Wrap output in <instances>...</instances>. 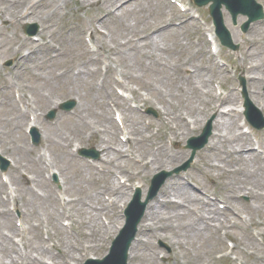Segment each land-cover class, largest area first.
<instances>
[{
  "label": "rangeland",
  "instance_id": "374dc122",
  "mask_svg": "<svg viewBox=\"0 0 264 264\" xmlns=\"http://www.w3.org/2000/svg\"><path fill=\"white\" fill-rule=\"evenodd\" d=\"M96 1L0 0V11L4 15V20L0 21V154L12 162L9 171L5 174L7 180L1 178L2 173L0 172V182L2 179L7 185L5 191L0 190V200L1 195L6 193L7 195L2 196L4 200L8 195L10 199L12 197L17 199V209H14L13 204L10 205L8 202L6 208L0 205V211L8 212L10 210L15 227L18 229L21 226L26 228L24 229V237L29 244L48 246L44 243L48 241V234L52 240L56 241L52 235L62 225L63 219L60 213L63 211L66 214L69 213L74 219V233L67 230L68 234L71 235V241L65 232L56 236L69 243L85 244V236L80 233V228L89 223L95 224L98 220V214H93L90 209V206L98 200L97 192L101 187L102 190L109 192L112 183L118 184L117 178L115 179L111 175L105 178L101 177L99 180L96 178V174H93L92 170L88 168L90 166L81 164L80 158L76 159L70 153L72 145L76 144L81 148L95 149L96 152H99L100 158L95 161L96 163L103 159V153L94 146L97 144L90 141V138L92 139L94 131L103 132L101 126L106 123V118L113 117L109 103L115 100L112 99L113 95L118 97V94L114 90L111 97L104 96L100 92L102 82L108 83L111 90L113 89L110 85L115 82H119L129 89L124 90L129 91L132 96L130 100H125L123 103L114 102L121 111L123 110V113L125 109H128V106H132L134 101L138 104L143 97L147 98L148 96L156 102V98H159L157 94L162 92L167 95L172 105V115L179 114L187 117L193 115V117L199 118L198 129L190 135V138L200 135L206 124L217 118V114L205 116L206 113H209L208 107L202 113L192 112V103L206 107L208 98L204 91L210 88V84L204 82L205 74L208 76L213 73L218 75L217 79L223 82L225 89L230 92L234 91L231 99L238 103H243L242 86L239 78L246 81V91L250 99L252 96L257 97V93L254 92L255 87L264 100V77L261 83L250 87L247 80L249 75L245 69L246 64L250 63L246 58V53L251 50L249 45H246V41L253 37L257 40L258 52L264 53V32L262 36L258 35V31L264 29V21L253 24L247 34L241 31L242 24L246 20L244 17H239L237 26L229 21V29L236 40L235 43L241 47V51L238 53L229 52L219 45V55H215V57L214 54H211L208 38L205 37V29L211 28L212 23L208 9H199L193 5L192 0L184 1L192 9L191 14L194 17L201 16L199 20L191 17L189 10L181 12L178 7L171 4L170 0H138L136 1L137 4L130 8V11L127 7L129 0H103L104 6L102 8L94 5ZM115 1L118 2L114 8L117 18H115L116 14L107 17L103 8L108 9L111 7L110 5L115 4ZM257 1L264 5V0ZM25 2L28 3L26 7ZM11 5H15V7L12 9ZM61 5L64 7L62 8ZM35 8L32 17L21 19L23 11L28 9L31 12ZM10 10H16L17 18L9 17L7 13ZM101 16L104 19L98 23ZM144 16L146 17L144 18ZM136 19H138L137 23H135ZM27 24H39L41 26V32L39 30L40 34L38 33L40 38L48 40L50 43L44 46L32 43L31 38L24 33V27ZM144 24L147 26L143 27ZM98 27L102 33L97 31ZM160 29L161 32H159ZM89 30L95 32L96 43L102 46V50L97 53V62L92 60L93 57L89 53L87 43H84V36ZM159 34H162L160 38H158ZM136 40L140 41L138 46L141 53L146 54L147 57L139 58L137 54L131 52V46ZM33 50H36L34 56H29L28 54ZM16 51L22 52L25 56L28 55L22 64H19L18 59L14 56ZM139 59L144 60L141 67L138 66ZM255 59L260 61L264 59V56L262 58L256 55ZM10 62L12 66L8 67ZM107 66L108 71H106ZM220 66L223 68L218 69ZM222 71L233 76L223 75L221 74ZM187 73L190 76L193 73L194 75L187 80ZM101 75L106 76L105 80ZM18 90L21 93L23 103L30 106V112L37 114L39 132L42 134L41 146L38 148L31 144L29 135L25 134L27 125L17 123L20 122L18 120L19 114L27 115L26 122L29 114V112H21L19 101H17L18 97L15 95ZM118 98L120 99V97ZM69 100L77 102L73 111L66 113L60 110L59 105L69 102ZM139 106L141 111L140 114L137 113L138 116L136 117L139 118L140 125H143V119L157 123L160 119L161 106L152 103H141ZM150 109L154 111L155 116L147 113ZM54 110L58 111L54 121L47 120V115ZM80 119L85 120L86 127L81 125L80 122L83 121ZM172 122L176 127L174 130H182L181 117L175 118ZM97 128L102 131L97 130ZM159 128L161 129L159 134L166 131L163 127ZM235 129L238 131L237 126ZM235 129L231 133L232 136H234ZM140 134H146L144 128ZM171 134L174 136L176 132L173 131ZM255 134L264 146V130L255 131ZM186 141L184 139L182 143L175 145L180 149L169 146L170 151L165 150L162 153L164 158L169 157L174 152L179 153L181 155L180 161L173 168L159 169L155 174L159 171L174 170L188 161L190 151L185 146ZM67 144L69 149L66 148ZM224 146L229 151V156H224L228 162L222 161L218 157V155L221 156L220 152L208 151L210 148L206 146L197 154L196 162L192 164L191 169L171 177L168 180V185L162 189V193L166 192L169 196L171 193H175L173 190L180 187L176 185L171 187L173 183H179L183 186L177 178L182 176L190 181V185L196 191H209L211 194L231 202L234 209L245 211L247 219H251L254 223L264 222V207L258 208L259 205L264 204L263 190L258 189L257 192L260 195H252L251 200L250 197L240 198L241 192L242 194L247 193L244 187L247 183L252 186L256 185L251 180L235 185V179L231 178L235 166L239 167L240 165L244 169L242 171H248L247 177H250V174H253V171L258 168V159L251 153L254 152L253 149L251 151L246 149L243 153L238 152V155L242 156L247 153L254 160L234 165L235 157H230V154L232 153V146H236V143L224 142ZM134 147H141L145 150L143 155L145 157L149 154V151L140 143H136ZM130 148L132 150L131 146ZM105 158L113 162L118 159L116 156L108 158L106 155ZM133 163L126 161L123 168L134 174L141 172L142 176L144 174L142 168L135 171L132 167ZM50 166L52 171L48 176ZM202 167V175L198 177V168ZM227 169L232 172H228ZM22 170L26 171L27 175L34 176L37 180L36 184L34 181H30L29 176L24 175L23 177L19 173ZM111 171L117 172L113 168ZM155 174L149 175L148 172L147 177H144L145 190H148L151 184L150 180ZM259 175L263 176V169L261 168ZM55 177H57V181ZM32 185L36 187L34 189L35 194H39L37 198L32 194ZM42 192L44 196H40ZM128 192L131 193V187H127L124 192L126 194L124 199ZM187 192L190 194H175L180 200H184L186 205H192L193 201L195 206L202 203L199 201L200 197L196 192ZM53 193L58 195L64 193L68 200L71 199L74 202L69 203L65 207L66 209H62L60 201L56 202L49 198ZM191 198L194 200L192 201ZM174 207L176 208V206ZM169 213L171 212H165L161 220L154 222L156 227L163 226V229L154 235L152 234L150 238L152 239V251L159 255V258L162 257L158 264H235L231 259L227 263L228 260L225 257L219 260L217 255L212 253L211 250H214L216 246L214 239L209 234L199 236L200 241L196 237L186 235V232H182V224L188 223L189 220L181 219L182 216L179 213H177V217L171 218ZM118 215L116 217L108 215L111 219L110 232L107 233L106 230H102L100 235L96 233L93 240L100 239L103 242L104 237L107 236L106 238H108L110 233H114V227H117L120 222ZM65 222L68 223V221ZM196 224L198 227H202V224ZM6 225L7 222L0 215V243H4L3 232L6 230ZM250 225L251 223H246L243 229L238 227L233 233L237 236V242L242 244L240 254L237 252L238 258L243 259L245 264H256L249 254L250 252L260 253L261 251L264 253V248L256 246L249 238L251 237L249 231L254 233L250 229ZM258 229L264 232V225ZM188 231L193 232L190 227ZM244 232H249V234L246 236ZM162 233H165L168 238L157 240V236ZM113 237L114 235H110L108 242L106 239L101 254L108 250L107 247H109ZM19 241L18 238L15 239L16 243ZM215 241L218 242V236ZM225 246L226 249L223 245L221 246L222 250L219 253H224L227 250V245L225 244ZM135 249L140 250L142 254L141 259L137 258V264H156L155 259L152 258L153 255L150 253V248L137 245ZM19 250L15 252L14 259L25 264L29 263L26 254L28 248L21 246ZM209 251L211 253H207ZM54 252L58 253L56 250ZM163 256L165 257L163 258ZM49 257L50 253L47 255V261ZM5 260L7 261V256ZM5 260L0 252V263L5 262ZM58 263H62L61 258L58 259Z\"/></svg>",
  "mask_w": 264,
  "mask_h": 264
},
{
  "label": "bare ground",
  "instance_id": "6f19581e",
  "mask_svg": "<svg viewBox=\"0 0 264 264\" xmlns=\"http://www.w3.org/2000/svg\"><path fill=\"white\" fill-rule=\"evenodd\" d=\"M138 0H129L128 2V11H130V8H132L134 5L137 4ZM89 2V1H88ZM26 3V2H25ZM118 2L115 1V4L114 5H110L111 7H108V9L106 8H103V10L105 11L106 13V16H110V15H115L116 14V11H115V7L117 6ZM28 5V3L25 4V7ZM94 5H98L100 6V8H102L104 6V1L103 0H97ZM15 7L11 5V8L13 9ZM155 7V5H154ZM35 9H33L31 12L28 11V9H26L25 11H23L22 13V17L21 19L23 18H30L32 17V15L34 14ZM9 15V17L11 18H17L18 14L16 12V10H10V12L7 13ZM0 17L1 18H4V15L1 14V11H0ZM146 16H144L145 18ZM115 18H117V14L115 15ZM102 19H104V17L101 16V19H98V23L102 21ZM100 20V21H99ZM137 20H135V23H137ZM122 24V22H121ZM147 26V24H144L143 27ZM169 26H172L171 24H169ZM97 31H100V28L98 27ZM162 30L160 29L159 32H161ZM128 32V31H127ZM264 32V29L258 31V35L259 36H262V33ZM162 34H159V37H161ZM139 43L140 41L139 40H136L133 45L131 46V52L137 54L139 56V58H145L147 57L146 54H142L141 51H140V48H139ZM258 43H257V40L256 39H251V41L249 42V47L251 49V53H249L248 55V60L250 63H248L246 65V69H247V73L249 74V80H250V83L253 85V84H259L260 81L262 80L261 78L264 76V64L261 66V65H258L257 64V60L255 59V56L259 55L260 57L263 58L264 56V53H260L258 52ZM161 51L164 52L163 49H161ZM36 50H33L32 52L29 53V56H34ZM20 51L19 52H15L14 53V56L15 58L19 59L20 58ZM92 55V54H91ZM93 61L97 62V58H95L93 55ZM264 60V59H262ZM143 61L144 60H138V66L141 67V65L143 64ZM261 61V60H260ZM204 72H206L205 70H203ZM199 72V71H198ZM198 74V73H197ZM204 75V73H202ZM83 76V74H82ZM205 76V75H204ZM84 77V76H83ZM254 90L255 87H254ZM255 93H257V97H256V101H258L259 104H264V101L262 100L261 98V95L259 93V91H254ZM103 95L104 96H109L111 97L113 95V93L109 90V89H106L104 92H103ZM192 108H193V111L192 112H195V113H202V112H205L207 110V107L209 108L208 112L211 113L212 112V109L215 110L216 108L212 106L211 103L209 104H206V107L203 106V105H199V104H195V103H192ZM213 107V108H212ZM208 114V113H206ZM165 119H167V117H170L171 116V119L174 120L175 118H178V117H181L182 119V122L184 123V126L187 127V122H186V119L183 115H172V105L170 106V115L168 114H165ZM26 119L27 117L25 115H22V114H19L18 116V120L20 122H17L18 124H25L26 122ZM81 125L83 127H86V123L85 122H80ZM108 124L112 127L113 130H115V132H118V129L117 127L114 126V124L111 122V121H108ZM217 125V134L214 135V139L216 140L214 142H212V144L209 146L210 149L208 151H213V150H216L218 152H220L221 156L218 155V157L221 158L222 161H227L226 157H224L225 155L229 156V151H227L225 149V146H224V142H228L229 143H236V146H232V153L230 154V157H235V161H233L234 165H239V163H244L246 161H252L254 160V158L251 156V155H248L247 153H245L244 155L242 156H239L238 155V152L239 153H243L245 151V149H249L252 145H250V141L248 140L247 137H243L242 135H234V137H229V135L232 133L233 129H234V120H231V119H226L225 117H220L218 123L216 124ZM128 129V128H127ZM134 130L136 131H141L140 128H134ZM129 130V129H128ZM173 130V128H170V132ZM188 133H190L188 131ZM130 135V131L128 133ZM176 135V134H175ZM108 138V139H107ZM172 140H173V143L174 144H177L178 142V137L176 136H172ZM91 141H94L95 143H97L98 145H101V146H105L109 149H113L112 148V141H110L109 137L107 136H102L101 133L99 132H94L92 134V140ZM147 143V140L146 139H143L142 140V144H145ZM135 144L132 143V151H130V155H127L129 156V160L130 161H133L136 156V154L139 155V157L141 159H143V161H145V159L143 158L144 156V152L145 150H143L141 147H134ZM164 148H166V145L165 143L161 142L158 144V146L155 148L159 151H162ZM214 152V151H213ZM120 155V154H119ZM139 161V159H138ZM228 162V161H227ZM138 164L141 166V167H146L148 165H151V166H155V167H159V166H164V165H167V160L164 159V157L162 156V153L161 152H158L157 154H154L153 157H152V161L148 162V163H144V165L139 161ZM115 164H113L112 166H114ZM117 170H119L121 173H126L124 175H127V172H125L124 169L120 168V166H115ZM258 167V168H257ZM255 168H257L255 171H253V174H250V177H247L248 176V171L244 172L242 170V167H234V173L232 175V179H235V185H240L242 182L244 181H247V180H251L253 184H255L256 186H252L250 183H247V185H245L244 187L247 188H251L250 189V192H249V196L251 197L252 195H260L257 190L260 189V190H263L264 192V173H263V176H260L259 175V169L260 167L257 166ZM230 173L232 171H229ZM174 185L180 187V188H177L175 190H173L176 194L178 195H182L183 193L185 194H190V192H187L189 191L191 188L187 185H180L179 183L177 184H174L172 185L171 188L174 187ZM0 188H3V185L0 184ZM107 189V188H105ZM187 191H186V190ZM247 190V189H245ZM110 191L113 193L114 197H116V199L118 198H121L120 199V202H122L123 200V195H122V191L123 189L120 188V187H115V186H112L110 188ZM175 193H171V196L168 195V193L166 192H163V194L158 198L156 199L152 205H150L149 209H148V213H147V220L148 221H152V222H156V221H159L161 220V218H163L164 216V213L167 212V211H170L171 213L170 216L171 218H174V217H177L179 213L180 216H182L181 219L183 218H186V219H190L191 218V214H194V212H190L188 211V208H183V209H180V210H177V208H179L177 205H175L174 201H173V198H178L177 195ZM242 194V192H241ZM239 194V197L240 195ZM35 197L37 198V196L35 195ZM53 198V196H51ZM100 210H97V211H106L108 209L107 206L104 205L103 202H100ZM176 206V208L174 207ZM173 207V208H172ZM208 210L210 212V214H214V212H212V210H214V206H209L208 207ZM218 215V213H216ZM1 216H3V219H5L6 221H9V218H11V215L9 213L7 214H1ZM217 218H221V216L217 217ZM223 218V221H220V225H224V228L223 230H227L229 228H236L240 225V222H239V218H238V222H236L235 219H232V220H226V217L222 216ZM209 219L210 218H205V222H206V226L205 228H203V226L201 227H198V224H196V221H194V223L192 224H182V232H186V235L188 236H192V237H196L199 241H200V238L199 236L201 235H206L209 234V236L215 240V237H216V232L218 229H216V231H213L211 229L212 226H209L207 225L209 222ZM141 231L143 232L144 235H147L149 234V232H151V228L153 226H149V225H141ZM188 227V229H187ZM189 227L190 229L193 230V232L191 231H188L189 230ZM8 229L10 228V232H11V235H19L20 232H18L12 225V223L10 222L9 223V226L7 227ZM163 228V226H162ZM162 228H159V229H162ZM217 228V227H216ZM12 229V231H11ZM93 229V232H100L102 230H104L103 228V225H101L100 223H98L96 221V223L94 224V227H92ZM211 230V231H210ZM218 232H220L218 230ZM140 239V238H139ZM139 239L137 241H139ZM250 239L252 241H254V237H250ZM100 239H97L96 242H99ZM4 242H6V244L8 245H12V248L15 249V244L12 242V238L10 236H5L4 238ZM137 243V242H136ZM135 243V245H136ZM134 245V246H135ZM139 246H143V242L140 241V243L138 244ZM28 248V252L26 253L27 254V259L29 260V263L27 264H48L44 261L45 258H47V255L50 253V257H49V260L53 263V264H60L58 263V259L61 258L62 259V263L61 264H70V261H73V262H76L77 264H80L81 262V258L83 256V253L86 252L84 249H81L79 248L76 244H72V243H69V242H66V241H62V240H58V243H55L53 244V246L50 248V244L46 247H37V246H34V245H30V246H27ZM134 248V247H133ZM54 250H56L58 253H55ZM215 250V249H214ZM93 251V249L91 250ZM98 252L100 251L99 249L97 250ZM213 251V250H211ZM211 251L207 252V253H211ZM0 252L2 253V255H4L5 257L7 256V247L4 245V244H0ZM97 252V253H98ZM135 252H136V255L139 259H141V251L138 250V249H135ZM97 253H95L94 255H97ZM209 255V254H207ZM135 256V253H134V249L132 250V254H131V260H132V264H137V259L133 258ZM155 259V258H153ZM57 260V261H55ZM157 261V259H155ZM3 264H25L24 262H20L19 260H15L13 256H10L9 258V262L8 263H3Z\"/></svg>",
  "mask_w": 264,
  "mask_h": 264
},
{
  "label": "water",
  "instance_id": "95a60500",
  "mask_svg": "<svg viewBox=\"0 0 264 264\" xmlns=\"http://www.w3.org/2000/svg\"><path fill=\"white\" fill-rule=\"evenodd\" d=\"M142 211H143V209H142ZM142 211L140 212V214L142 213ZM136 224V223H135ZM135 226V225H134ZM125 253H126V251H125ZM122 261H121V264H126V262H127V260H126V254H124L123 255V257H122V259H121Z\"/></svg>",
  "mask_w": 264,
  "mask_h": 264
}]
</instances>
